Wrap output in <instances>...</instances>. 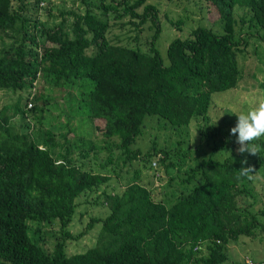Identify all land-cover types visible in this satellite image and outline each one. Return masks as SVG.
Segmentation results:
<instances>
[{
  "label": "trees",
  "instance_id": "trees-1",
  "mask_svg": "<svg viewBox=\"0 0 264 264\" xmlns=\"http://www.w3.org/2000/svg\"><path fill=\"white\" fill-rule=\"evenodd\" d=\"M43 1L0 0V40L11 39L0 48V91L15 96L0 109V264H220L230 240L263 236L256 181L264 179V137L253 142L257 154H240L236 136L218 144L209 120L212 95L242 78L238 54L250 39L264 41V0H202L216 29L186 31L165 57L159 8L148 0L44 7L58 23L38 19ZM39 79L50 92H74L76 111L37 93ZM16 115L34 121L17 125ZM75 118H86L88 137L75 132ZM148 123L178 139L158 145ZM190 126L193 142L213 145L208 157L189 161L182 132ZM240 159L249 176L240 175ZM153 178L170 188L154 192ZM76 215L88 221L73 233ZM55 224L46 250L40 240L48 230L40 231ZM96 226L94 245L67 251Z\"/></svg>",
  "mask_w": 264,
  "mask_h": 264
},
{
  "label": "rangeland",
  "instance_id": "rangeland-1",
  "mask_svg": "<svg viewBox=\"0 0 264 264\" xmlns=\"http://www.w3.org/2000/svg\"><path fill=\"white\" fill-rule=\"evenodd\" d=\"M148 2L153 3L157 8H159L161 32L157 42L161 56L165 57L166 46L171 40L176 37L185 38L186 34L197 26L210 27L214 28V30L216 29V25L213 24V22L216 21V15L214 16L215 11L210 9L212 10L213 14L211 11L208 12L210 14H207L205 12V6L202 0H148ZM61 4H64L63 6L66 9L69 7L78 8L79 10L84 9V7L78 4L77 1L73 3L72 0H44L43 5L42 3L40 4L42 5L41 10L37 13L38 19L40 21H47V23H52L53 21L58 23L61 20L60 17L57 16V18L54 19L49 18L47 14V8L56 5L57 9H59V7H62ZM57 9L53 10L52 13L54 15H59ZM165 15H167V18L172 22H181V25L179 24V26L183 27L182 30L175 26H171L168 20H166ZM211 17L212 19H215L212 21ZM113 31L116 32L117 29H114ZM3 40L4 41L0 40V48L3 43L8 44L11 39L3 38ZM238 65L242 72V78L238 86L231 91L229 90L212 95L214 105L210 109L211 118L209 120V124L213 123L219 127L217 138L220 140L218 141V144L226 143L235 137V135L231 134L230 131L231 128L237 123L238 118L235 116V114L246 111L255 104L259 95H264V41L250 39L247 51L242 53L240 52L238 54ZM47 87L49 86L45 83H42L41 79H39V83L35 89L40 90L37 91V93L52 96L54 97V100L65 104L67 107V114H73V112L76 111L75 105H69V99L74 100L76 98L74 92H70L69 94L68 91L57 88L50 92L48 91ZM13 99H15V96L12 93L0 91V109L4 105L11 103ZM30 106L27 105V107ZM61 120H63V117ZM33 121L34 120L29 115H27L24 119H22L20 115H16L14 118V123H17V125L21 124V126L25 122L33 123ZM73 125L76 133L85 138L89 136L88 133L90 127L86 118H75L73 120ZM153 125L155 124L148 123L146 130L150 139L153 138L151 135L152 133L153 135L154 133L157 135L156 140L158 145H169L178 139V134L176 131L168 128L166 130H161L160 128L156 129L153 127ZM183 130L185 131L182 132V134H185V139L191 146L188 149L189 161L193 158L195 160H200L202 157H208L212 151L211 149L213 145L206 144L204 139L193 142L196 140L197 136L195 135V130L192 126L188 127L187 129L183 128ZM182 137L183 135H180V138ZM188 143L184 145L187 147ZM213 154L215 158L221 159L229 154V150H222L221 152L217 150L213 152ZM100 157H104V154H100ZM240 161L242 160L240 159ZM132 179H134L133 174L126 180L122 179L121 182L124 184V182H130ZM152 180L153 185L158 186L157 190H154V192H166V190L170 188L168 185H166L165 180L161 183L159 180H154V178ZM123 184L119 187V189L124 187ZM256 185V188H258V191L261 194V192L264 190V179L259 176L258 180L256 181ZM161 196L164 197L163 195L158 194V197ZM82 200L84 199H81L80 201ZM87 221V215H76L73 223L70 225V230L73 233H78L85 226L84 224H86ZM58 227L59 226L55 224L53 227H44L43 231H40L46 232V230H48L47 234L41 235L42 240H40V244L46 250H51L52 244L54 242L52 231L56 232ZM99 230L100 226H96V228L92 229L84 237L78 240L68 241L67 251L72 254L82 252L86 248L91 247L96 241ZM203 250L204 249H202V251ZM225 251L227 258L220 264H247L248 260H254L255 262L264 261V235L259 238H249L247 236L241 235L235 240H230L226 245Z\"/></svg>",
  "mask_w": 264,
  "mask_h": 264
},
{
  "label": "clouds",
  "instance_id": "clouds-1",
  "mask_svg": "<svg viewBox=\"0 0 264 264\" xmlns=\"http://www.w3.org/2000/svg\"><path fill=\"white\" fill-rule=\"evenodd\" d=\"M237 123L231 128V134L236 136V143L239 145L237 151L240 154L245 152L255 155L260 145L253 143L264 137V95H259L255 104L246 111L235 114ZM242 167L239 170L241 176H249L252 173L251 167H243L247 159L241 161Z\"/></svg>",
  "mask_w": 264,
  "mask_h": 264
},
{
  "label": "built area",
  "instance_id": "built-area-1",
  "mask_svg": "<svg viewBox=\"0 0 264 264\" xmlns=\"http://www.w3.org/2000/svg\"><path fill=\"white\" fill-rule=\"evenodd\" d=\"M30 105H31V104L29 103L28 106H30ZM247 264H264V261H261V262H260V261H259V262H255V261H250V260H248V261H247Z\"/></svg>",
  "mask_w": 264,
  "mask_h": 264
}]
</instances>
